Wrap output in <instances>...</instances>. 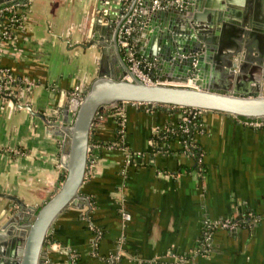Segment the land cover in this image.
<instances>
[{"label":"crops","instance_id":"obj_1","mask_svg":"<svg viewBox=\"0 0 264 264\" xmlns=\"http://www.w3.org/2000/svg\"><path fill=\"white\" fill-rule=\"evenodd\" d=\"M231 2L250 10L254 5ZM118 5L120 0H31L15 38L2 46L0 65L35 85L23 104L0 100V225L20 204L39 208L56 191L64 141L47 133V123L65 107L69 112L76 94H84L100 71L118 67L103 28L105 15ZM141 31L134 33L137 40ZM120 107L124 142L142 154L125 166L123 147L104 146L114 138L117 106L96 117L90 135L94 160L80 188L89 203L57 216L53 241H47L57 248L47 251L48 262L109 264L118 256L115 264H264V127H245L220 112L196 113L192 142L203 161L197 171L179 142L168 151H151L156 131L184 122L187 110ZM223 220L239 225L215 227L207 248L206 226Z\"/></svg>","mask_w":264,"mask_h":264},{"label":"water","instance_id":"obj_2","mask_svg":"<svg viewBox=\"0 0 264 264\" xmlns=\"http://www.w3.org/2000/svg\"><path fill=\"white\" fill-rule=\"evenodd\" d=\"M7 1L0 0V6ZM152 1L120 0L117 12L105 15L104 35L116 50L118 67L100 71L81 101L74 99L69 112L65 107L47 123V133L64 141L57 189L39 208L20 204L0 225V264H44L57 216L69 206L88 205L80 188L94 160L93 123L104 110L118 104L166 105L190 109V117L199 111L264 119V0H254L252 10L231 0H183L182 7L164 9ZM130 16L142 30L132 41L136 54L152 63V84L128 70L118 46L119 30L129 27ZM126 73L132 81L124 80Z\"/></svg>","mask_w":264,"mask_h":264},{"label":"built area","instance_id":"obj_3","mask_svg":"<svg viewBox=\"0 0 264 264\" xmlns=\"http://www.w3.org/2000/svg\"><path fill=\"white\" fill-rule=\"evenodd\" d=\"M183 0H153L152 6L157 9L165 8L167 5H176L178 7H182ZM31 0H17L15 2L6 3L4 6H0V50L2 46L7 41H11L15 38V32L19 27L22 26L23 21L26 17V11L30 4ZM133 17L130 16L127 19V22L130 24L127 28H120L119 35L120 39L118 40V46L120 48L121 55L123 57L124 62L127 65L128 70L138 79L145 83L152 84L155 80L150 76V71L152 70V63L140 58L135 52V44L132 41V35L139 29L135 25H132ZM124 80L132 81V75L130 73H126L124 75ZM14 83H19L18 87H14ZM35 85V81L28 77L20 78L14 76L10 69L4 66L0 67V100L1 101H11L17 103L25 102L26 96L30 93V90ZM16 90V91H15ZM85 94V93H84ZM84 94H76V98L81 101L83 99ZM22 103V104H23ZM118 104L116 109V114L118 115V119L116 120V125L118 126V135L121 136L122 140H125V132H126V118L125 112ZM26 106V105H24ZM173 108H177L171 106ZM185 109V108H181ZM187 110L186 117H184V122L187 121V116H190V109ZM199 112V111H198ZM196 112V113H198ZM195 113V114H196ZM194 114V115H195ZM193 115V116H194ZM192 117V116H191ZM237 118V117H236ZM240 122L245 127L251 128H262L264 127V119H245L238 118ZM158 129L156 132H158ZM125 151L124 155V164L125 166H129L132 155L141 156L142 153L132 152L128 147L122 148ZM128 214H123L124 219H128ZM239 225V222L235 220H223L217 223L208 224L206 226V230L203 236V242L207 248H209V241L211 239L212 231L215 227L222 228H230L234 229ZM90 226V225H89ZM92 227V226H90ZM95 229L94 227H92ZM98 230L96 231V233ZM54 248H57V245L51 244ZM50 245V247H51ZM118 260V256H113L109 260V264H115ZM44 264H50L46 259Z\"/></svg>","mask_w":264,"mask_h":264},{"label":"trees","instance_id":"obj_4","mask_svg":"<svg viewBox=\"0 0 264 264\" xmlns=\"http://www.w3.org/2000/svg\"><path fill=\"white\" fill-rule=\"evenodd\" d=\"M13 86L18 87L19 83H14ZM115 115L117 116V119H118V115L116 113ZM189 118H190L189 123L188 122L185 123L182 121L176 122V124L170 125L156 132L151 139L152 141L151 151L152 152L153 151L154 152L155 151H160V152L168 151L169 145L172 142H179L181 146L180 151L181 152L188 151L187 153L192 157L193 165L190 167L197 171H202L203 161H201V154H198L199 150L197 148L195 147L193 148L194 143L192 142V139L195 134L194 130L197 128L195 126H198V117L194 115ZM118 134H119L118 126L116 125V130L114 132L113 140L110 142H107L106 145L104 146L112 147V148H122V147L127 148L126 143L124 142V140L121 139V136ZM93 144L95 145V143ZM137 158H138L137 155H132L130 164L132 163V161L134 162ZM88 208L90 209V206ZM47 241H53V238L51 237V235L47 237ZM73 263L76 264V260Z\"/></svg>","mask_w":264,"mask_h":264},{"label":"rangeland","instance_id":"obj_5","mask_svg":"<svg viewBox=\"0 0 264 264\" xmlns=\"http://www.w3.org/2000/svg\"><path fill=\"white\" fill-rule=\"evenodd\" d=\"M120 106V105H119Z\"/></svg>","mask_w":264,"mask_h":264}]
</instances>
